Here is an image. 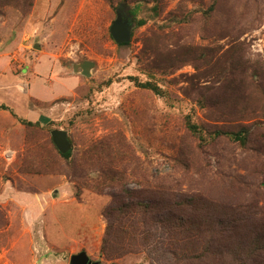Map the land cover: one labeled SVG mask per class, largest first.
<instances>
[{
    "label": "rangeland",
    "instance_id": "obj_1",
    "mask_svg": "<svg viewBox=\"0 0 264 264\" xmlns=\"http://www.w3.org/2000/svg\"><path fill=\"white\" fill-rule=\"evenodd\" d=\"M120 3L137 15L127 45L111 34L110 0L0 2V264H71L81 251L149 264L143 250H101L108 207L147 192L161 214L175 199L204 201L216 229L238 226L236 236L206 225L193 247L179 246L191 264L208 263L210 247L216 264H231L230 242L244 246L240 234L264 225V0ZM85 61L90 76L75 69ZM257 122L245 146L216 134ZM54 129L68 132L70 158Z\"/></svg>",
    "mask_w": 264,
    "mask_h": 264
},
{
    "label": "trees",
    "instance_id": "obj_2",
    "mask_svg": "<svg viewBox=\"0 0 264 264\" xmlns=\"http://www.w3.org/2000/svg\"><path fill=\"white\" fill-rule=\"evenodd\" d=\"M4 1V0H0ZM126 2L127 0H120ZM143 1V0H137ZM110 3L114 5V0H110ZM119 4V5H120ZM213 6V5H212ZM155 13L158 10V5L154 7ZM118 7H116V10ZM134 19L130 20L135 22L137 16L132 13ZM133 22V23H134ZM137 22L138 26L146 24L147 19H140ZM129 42L119 43L120 45H127ZM144 87L158 91L159 88L151 82L142 84ZM3 109H8L6 105H1ZM16 115V114H15ZM20 121L29 126H41L44 127L39 121H31L24 118H19ZM187 127L190 131L200 137L204 141L199 126L192 122L190 117L186 118ZM256 124H247L240 126L236 131H217V135H225L232 140L240 143L241 145H247V141L252 135V130ZM52 136V135H51ZM53 140V138H52ZM59 151V150H58ZM61 156L68 159L72 156V149L66 153L59 151ZM79 188V187H78ZM132 193V192H127ZM77 196H80L77 191ZM133 193L131 194V197ZM148 197V192L136 199L128 200L119 199L117 204L108 207L105 211V215L108 219V227L105 231L101 250L109 257H117L128 253L139 252L141 250L147 252L149 264H191L192 257L188 247L183 252H179V246L183 247L186 243L193 244L199 241L201 233L205 226H214V234H219L227 229H232L235 235L238 236V226L233 224L226 228L216 229L219 225L211 214H203L206 210V204L204 201H179L175 199L176 211L171 209L168 212L161 214L158 207L154 204L145 203V199ZM141 199V200H140ZM177 205L184 206L177 212ZM189 206V210L186 207ZM155 210V211H154ZM251 236L246 234H240L244 246H241V240L237 239L230 242L229 247L224 251V257H230L231 264H264V225L257 228ZM188 246V245H187ZM216 249V250H215ZM213 249L210 247L208 251L211 259L202 260V264H216L218 263L217 256L220 255L219 249ZM196 254V252H195ZM206 254H208L206 252ZM198 258H203L204 255H197ZM230 263V262H228ZM227 263V264H228ZM194 264V262H193Z\"/></svg>",
    "mask_w": 264,
    "mask_h": 264
},
{
    "label": "water",
    "instance_id": "obj_3",
    "mask_svg": "<svg viewBox=\"0 0 264 264\" xmlns=\"http://www.w3.org/2000/svg\"><path fill=\"white\" fill-rule=\"evenodd\" d=\"M133 22L128 15L125 14L122 5L117 9V17L111 26V34L117 43L129 42L132 39ZM36 48H40V45L36 44ZM95 63L92 61H85L79 65H76V70L82 69V74L90 76L91 69ZM51 135L55 145L62 153L68 152L72 144L68 137V132L63 129H54L51 131ZM71 264H101L100 261H93L86 251H81L72 255Z\"/></svg>",
    "mask_w": 264,
    "mask_h": 264
},
{
    "label": "clouds",
    "instance_id": "obj_4",
    "mask_svg": "<svg viewBox=\"0 0 264 264\" xmlns=\"http://www.w3.org/2000/svg\"><path fill=\"white\" fill-rule=\"evenodd\" d=\"M73 47H78V45H75V46H73ZM73 53H70V55H72Z\"/></svg>",
    "mask_w": 264,
    "mask_h": 264
}]
</instances>
